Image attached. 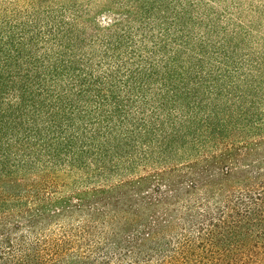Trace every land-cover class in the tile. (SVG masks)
<instances>
[{
	"label": "trees",
	"instance_id": "obj_1",
	"mask_svg": "<svg viewBox=\"0 0 264 264\" xmlns=\"http://www.w3.org/2000/svg\"><path fill=\"white\" fill-rule=\"evenodd\" d=\"M0 264H264V0H0Z\"/></svg>",
	"mask_w": 264,
	"mask_h": 264
}]
</instances>
